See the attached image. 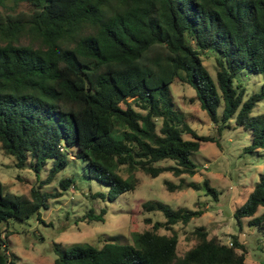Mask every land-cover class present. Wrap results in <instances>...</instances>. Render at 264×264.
Instances as JSON below:
<instances>
[{
  "label": "trees",
  "instance_id": "16d2710c",
  "mask_svg": "<svg viewBox=\"0 0 264 264\" xmlns=\"http://www.w3.org/2000/svg\"><path fill=\"white\" fill-rule=\"evenodd\" d=\"M22 3L28 8L16 10ZM211 55L215 77L203 59ZM242 69L262 75L259 91L246 99L244 88L233 84ZM175 81L194 89L218 131L234 117L250 131L245 150L264 149V112L251 113L264 98V0H0V148L18 168L36 173L38 187L76 156L88 177L107 186L106 194L93 198L113 200L134 190L141 171L152 177L170 172L178 182L164 180L168 191L204 188L217 201L207 178L185 179L197 171L191 155L215 138L198 135L185 121L171 92ZM42 168L47 175L40 180ZM71 184L69 177L59 181L63 190ZM57 195L35 187L29 195L15 194L4 191L0 180V223L34 214L40 219L39 209ZM259 207L264 208V169L233 210L239 229L249 218L248 225L264 234ZM141 208L160 211L164 220L134 233L131 242H54V263L246 264L238 235H231L229 245L202 225L189 232L194 243L177 251L172 228L201 215L199 202L195 209H174L147 200ZM104 212L86 218L103 220ZM9 234H0V264H15Z\"/></svg>",
  "mask_w": 264,
  "mask_h": 264
},
{
  "label": "rangeland",
  "instance_id": "374dc122",
  "mask_svg": "<svg viewBox=\"0 0 264 264\" xmlns=\"http://www.w3.org/2000/svg\"><path fill=\"white\" fill-rule=\"evenodd\" d=\"M24 3L16 10H25ZM8 10V9H6ZM204 64L212 77H215L216 65L212 55L203 56ZM262 75L247 69L240 70L233 79L234 86L243 87L244 99L259 91ZM171 92L177 107L184 113L185 121L198 135H209L215 141H202L199 149L191 155L197 171L193 175H185L189 181L201 182L209 180L211 186L218 191V200L206 194L204 188L198 190L183 188L168 191L164 180L178 182V178L170 172H161L152 177L137 171V185L134 190L119 194L115 199L106 197L93 198L91 194H106L107 186L87 176L84 162L76 156L68 159L67 165L59 171L49 183L41 187L36 173L27 168H18L13 156L6 154L0 148V180L4 191L15 194H30L32 187L42 192H58L55 197L47 200L48 207L39 209V218L34 214L22 221L9 220L0 223L1 238H5V230H10L6 237L9 252L13 254L15 264H55L57 253L53 243L67 246L75 242H89L100 245L103 239L118 242H131L136 232L150 229L156 220L163 221L160 211L144 212L141 203L147 200H159L172 208H197V203L205 211L191 218L186 224L177 223L173 230L178 235L177 251L181 254L190 247L194 240L187 239L189 232L195 226H204L210 235H215L221 241L232 240L231 235H238L245 244L246 264H264V234L256 226L248 225L249 218L242 220L241 228L233 217V210L247 198L259 173L264 169V149L246 151L250 144V131L238 126L234 117L229 118L230 127L217 130V123L210 120L194 98L195 91L188 84L180 81L172 82ZM222 112V104L217 113ZM264 112V98L254 103L251 113ZM49 164L46 165V168ZM46 168L38 173L40 180L46 179ZM69 177L71 184L66 190L61 189L59 181ZM105 210L103 220H89L86 214H97ZM264 210L259 207L257 214ZM150 218V222L145 219ZM159 233L170 234L171 230L159 228ZM112 237H114L112 239Z\"/></svg>",
  "mask_w": 264,
  "mask_h": 264
},
{
  "label": "built area",
  "instance_id": "2783aa9c",
  "mask_svg": "<svg viewBox=\"0 0 264 264\" xmlns=\"http://www.w3.org/2000/svg\"><path fill=\"white\" fill-rule=\"evenodd\" d=\"M228 244L230 245V244H231V242L229 241V242H228Z\"/></svg>",
  "mask_w": 264,
  "mask_h": 264
}]
</instances>
